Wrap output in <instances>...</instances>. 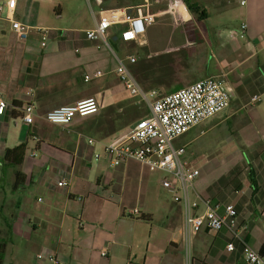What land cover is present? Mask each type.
I'll return each mask as SVG.
<instances>
[{
	"label": "crops",
	"instance_id": "0c3cea01",
	"mask_svg": "<svg viewBox=\"0 0 264 264\" xmlns=\"http://www.w3.org/2000/svg\"><path fill=\"white\" fill-rule=\"evenodd\" d=\"M54 1L17 0L14 18L31 27L26 39L17 37L5 15L0 19V98L9 104L0 116V241L7 242L3 264H55L51 257L62 264H185L183 207L162 186L165 174L133 159L112 167L105 152L109 142L134 124L123 128L119 117L134 99L115 74L119 37H108L116 46L113 52L83 34L62 36L52 29L45 33L43 46L38 29H43L46 6ZM241 1L211 0V5L222 11L239 4L246 38L229 43L228 49L220 47L221 58L212 64L213 70L188 78V70L179 67L166 84L171 93L227 73L235 89L229 107L194 127L202 126L199 136L214 135V148L186 159L201 165L196 191L223 206L235 205L239 224L246 228L243 241L260 252L264 99L254 105L250 99L264 93V0H245V5ZM144 4L146 0L139 5ZM96 6L99 11L103 7ZM123 8L134 12L130 5ZM95 19L94 14L87 30L94 28ZM145 41L153 45V35H146ZM181 43L168 45L166 53L189 47ZM94 62L103 64L92 66ZM95 71L103 76L85 81ZM30 98L36 114L27 125L21 109ZM89 98L100 103L98 113L76 117L65 126L45 119L55 108ZM22 144L27 149L20 165L4 160L9 149ZM243 171L249 178L247 188L241 189ZM18 173L25 177L19 186ZM62 181L67 185L59 186ZM232 241L226 230L202 231L193 241V264H245L241 242L235 241L234 251L227 250ZM104 250L106 257L101 255Z\"/></svg>",
	"mask_w": 264,
	"mask_h": 264
},
{
	"label": "built area",
	"instance_id": "2783aa9c",
	"mask_svg": "<svg viewBox=\"0 0 264 264\" xmlns=\"http://www.w3.org/2000/svg\"><path fill=\"white\" fill-rule=\"evenodd\" d=\"M155 1L166 4V8L157 13L151 12L147 0V5L134 7L133 13L125 8H101L94 28L86 31V38L90 41H100L114 52V43L108 39V31L114 26H124L118 40L143 45L146 43L148 29L156 25L160 15L171 17L175 25L181 28L192 21V12L185 0ZM241 4L245 5L246 1L242 0ZM96 5L102 7L103 1L96 0ZM16 6L17 0L0 4V19L5 15L17 37L26 39L31 27L14 18ZM246 27V24H242L240 28L241 39L246 38ZM38 30L43 33L42 44L45 46L47 30ZM137 61L136 54L129 55L125 60L119 59L115 74L124 90L147 107L148 114L134 122L127 133L105 146V152L110 157V166L116 167L133 159L149 167L151 171L165 174L162 186L172 192L173 200L183 207L185 264H193V241L199 233L221 230L232 234L233 241L227 246L228 251H234L235 241H239L242 243L245 264H264V255L242 239L246 228L239 224L236 206H223L210 199H204L195 189V180L200 176L201 165L195 160L185 158V148L174 146L177 138L229 107L235 89L228 81L227 73L222 72L220 75L198 80L175 92L160 93L156 89L147 91L140 84L131 70V66ZM102 76L101 71H95L92 76L86 75L85 81ZM263 99L264 93L253 95L250 104L260 103ZM8 107L9 104L0 98V116L6 114ZM101 108L97 99L89 98L75 105L55 108L47 113L45 119L51 124L65 126L76 117L96 114ZM21 113L25 124L34 122L36 108L32 98L22 107ZM89 142L93 144L95 140L90 138ZM58 185L67 183L62 181ZM101 255L106 257L107 251H102ZM51 260L55 264H62L54 257H51Z\"/></svg>",
	"mask_w": 264,
	"mask_h": 264
},
{
	"label": "rangeland",
	"instance_id": "374dc122",
	"mask_svg": "<svg viewBox=\"0 0 264 264\" xmlns=\"http://www.w3.org/2000/svg\"><path fill=\"white\" fill-rule=\"evenodd\" d=\"M102 1V9L123 8L127 5L134 8L143 2V0ZM195 1L200 2V6H203L207 10L208 17L200 20L197 15L195 16L191 13L192 21L186 27L181 28L175 25L171 17L160 15L157 18L156 25L149 28L147 32V36L153 35V45H148L147 41L143 45H138L137 43H125L118 40L117 57L125 60L129 55L134 53L137 57L139 56L141 58V56L144 55V48L149 49V52H153L152 46L154 50H159L153 55L164 54L166 53L168 45H174L178 41H183L184 39L186 44L189 45L193 56V59L191 58L193 60L192 66L187 71L188 78L200 77L207 72V69H210V71L213 70L212 64L216 62V59L219 58L220 60L221 58L220 47L226 46V49H228L230 46L229 43L242 40L240 28L242 26L241 13L243 8L239 4H235L222 11H218V7L211 5V0ZM95 2V0H55L53 4L46 6L47 15H45V20L42 24L43 30L50 31L54 29L62 36L75 34L85 35L87 29L91 28L94 24V14L97 18L99 17V8L95 5ZM148 4L151 12L157 13L166 8V4L156 3L154 0H149ZM223 8L224 7H222V9ZM123 29V25L112 27L108 31V37L110 34L119 37ZM90 42L95 43L98 41ZM49 46H51V44H49ZM170 58L171 60L173 59V57ZM174 60H176L175 57ZM180 62L181 64L184 63L183 60H180ZM102 64L103 62H94L92 66H101ZM160 93H166V90H161ZM126 95L129 97L128 94ZM134 99L140 103L136 98ZM146 108L147 107L143 105L141 109L145 112ZM130 120L131 117L127 115L123 119L122 124L125 125ZM208 123L209 121L205 122L204 125ZM201 129L202 126L194 128L174 141V146L176 148L186 149L185 158L192 154H198L204 149L208 150L214 148L212 141V139L214 140V135L208 134L199 136L201 134ZM247 176L249 178V173L243 171L241 177H244L245 181L241 182V189L247 188L248 186Z\"/></svg>",
	"mask_w": 264,
	"mask_h": 264
},
{
	"label": "trees",
	"instance_id": "16d2710c",
	"mask_svg": "<svg viewBox=\"0 0 264 264\" xmlns=\"http://www.w3.org/2000/svg\"><path fill=\"white\" fill-rule=\"evenodd\" d=\"M185 1L188 7L190 8L191 12L195 16L196 15L198 16V19L201 20L202 18L208 17V12L203 6H200L199 4L195 3L193 0H185ZM181 44H186V42L183 40ZM174 45L177 44L175 43ZM152 48H153L152 51L156 52L153 46ZM148 50L149 49L144 48L143 50L144 55H142L141 58L134 65L131 66V70L134 73L135 77L140 82V84H142L145 90L148 91L155 88H164L166 92L169 93L171 87L166 84V81H171V76L175 73V70L179 67L180 68L185 67L187 70L191 68L193 61L191 49L189 47H185L176 52L172 51L169 53H164L152 57L150 56ZM170 57H173V59L171 60ZM174 57L176 60H174ZM180 60L181 61L183 60L184 63L181 64ZM156 81H163L164 85H158L156 84ZM143 105L144 104L138 103L136 100H133L131 105L128 106V108H126L124 111H122V113L119 114V117L123 119L127 115L131 117V120L129 122H127L125 125L123 124V128L131 125L132 123L140 120L141 118H144L148 114L147 108L145 112L142 111L141 108ZM26 149H27L26 144L19 145L18 147L13 149H9L4 156V160L10 162L15 166L20 165L24 159ZM24 178L25 177L23 174L18 173L16 185L17 186L21 185L25 180ZM139 218L141 219L143 217L139 216ZM6 245L7 242L0 241V264H3L4 261ZM260 254L264 255V244L260 250Z\"/></svg>",
	"mask_w": 264,
	"mask_h": 264
},
{
	"label": "water",
	"instance_id": "95a60500",
	"mask_svg": "<svg viewBox=\"0 0 264 264\" xmlns=\"http://www.w3.org/2000/svg\"><path fill=\"white\" fill-rule=\"evenodd\" d=\"M113 46H115V44H113ZM116 47V46H115Z\"/></svg>",
	"mask_w": 264,
	"mask_h": 264
}]
</instances>
